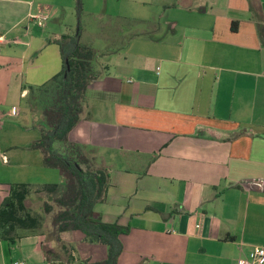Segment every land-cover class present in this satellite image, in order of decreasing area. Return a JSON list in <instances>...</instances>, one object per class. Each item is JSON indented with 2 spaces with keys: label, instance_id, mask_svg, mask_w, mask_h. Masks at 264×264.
Returning <instances> with one entry per match:
<instances>
[{
  "label": "crops",
  "instance_id": "1",
  "mask_svg": "<svg viewBox=\"0 0 264 264\" xmlns=\"http://www.w3.org/2000/svg\"><path fill=\"white\" fill-rule=\"evenodd\" d=\"M69 1L66 13L77 19ZM55 5L0 0V206L11 184L62 182L29 149L41 119L23 115L22 102L23 86L61 70L49 62L57 45L47 40L65 34L40 36L44 27L33 19L46 11L62 22ZM111 5L112 26L100 29L95 48L104 54L101 74L69 141L110 170L106 201L95 210L129 229L118 264H237L264 247V0ZM77 243V262L106 259L105 246L84 235ZM22 263L68 260L45 236L0 240V264Z\"/></svg>",
  "mask_w": 264,
  "mask_h": 264
},
{
  "label": "trees",
  "instance_id": "2",
  "mask_svg": "<svg viewBox=\"0 0 264 264\" xmlns=\"http://www.w3.org/2000/svg\"><path fill=\"white\" fill-rule=\"evenodd\" d=\"M82 0H76L77 28L73 35H61L47 42L59 47L62 68L39 86H23V103L39 114L40 139L29 149L40 150L44 165L59 172L62 183L11 184L0 206V240L9 244L33 235L45 236L67 256L68 264H118L123 246L120 236L129 229L109 224L95 210L106 201L110 170L94 164L91 152L69 141L70 132L81 121L89 86L101 74L96 70L104 54L81 42ZM33 195L46 196L42 212L28 207ZM81 232L85 242L107 248L101 262H77L72 247L61 239L66 232Z\"/></svg>",
  "mask_w": 264,
  "mask_h": 264
},
{
  "label": "rangeland",
  "instance_id": "3",
  "mask_svg": "<svg viewBox=\"0 0 264 264\" xmlns=\"http://www.w3.org/2000/svg\"><path fill=\"white\" fill-rule=\"evenodd\" d=\"M40 3L46 6L48 5H55V8H63L65 13L62 12V14L59 16L61 18H64L65 20H62V22H56L55 20V14L53 12L47 13L46 11L42 12V16H46L47 20L44 21L43 27L44 30L41 31L39 29H36V32H38L40 36H47L49 35L50 32H55L56 34H67V35H73L76 33V28H77V19L75 16H71L68 13V9L70 8L69 0H39ZM109 5L106 7L105 0H82V15H81V32L83 34L82 37V43L88 44L89 46H92L94 48L100 47V29L102 27H109L112 25H109V14H111V9H112V0L108 1ZM104 8L108 10H104ZM48 26V27H46ZM71 26H75L72 28ZM49 58L51 64L55 65L57 67V70L61 69V62H60V57H59V51L57 46H50L49 48ZM52 51V52H51ZM48 80V79H47ZM47 80L42 81V83H39V85L44 84ZM38 85V86H39ZM24 102V101H22ZM24 107V113L23 115H27L29 113L30 119L32 120H37L40 119L39 114H31V112L27 109V106L23 103ZM22 105V106H23ZM15 105H7L5 107V110H9L7 112H13L12 108H14ZM28 111H26V110ZM31 120V121H32ZM62 183V182H60ZM34 200L29 202V207L33 210H36L37 212H42V209H40L43 206V203L48 200L49 198L46 196H41V195H36ZM83 236L81 232H66L61 234V239L63 240H75L74 247L71 245L67 244L69 247H72L75 252L74 254L77 256V251L82 252L81 245H79L77 242L79 238ZM72 239V240H71Z\"/></svg>",
  "mask_w": 264,
  "mask_h": 264
},
{
  "label": "built area",
  "instance_id": "4",
  "mask_svg": "<svg viewBox=\"0 0 264 264\" xmlns=\"http://www.w3.org/2000/svg\"><path fill=\"white\" fill-rule=\"evenodd\" d=\"M33 19L36 20L37 25L42 28L44 21L47 20V17L34 16ZM2 42V38L0 37V43ZM237 264H264V247H253L248 256L246 258L240 259Z\"/></svg>",
  "mask_w": 264,
  "mask_h": 264
}]
</instances>
